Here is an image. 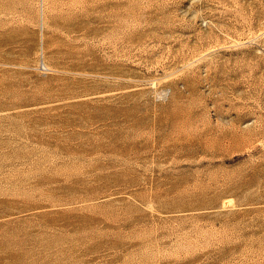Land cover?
Segmentation results:
<instances>
[{"label": "rangeland", "instance_id": "obj_1", "mask_svg": "<svg viewBox=\"0 0 264 264\" xmlns=\"http://www.w3.org/2000/svg\"><path fill=\"white\" fill-rule=\"evenodd\" d=\"M0 264H264V0H0Z\"/></svg>", "mask_w": 264, "mask_h": 264}]
</instances>
